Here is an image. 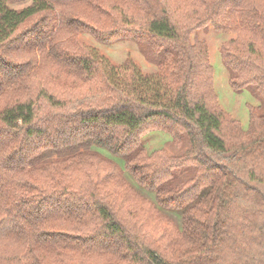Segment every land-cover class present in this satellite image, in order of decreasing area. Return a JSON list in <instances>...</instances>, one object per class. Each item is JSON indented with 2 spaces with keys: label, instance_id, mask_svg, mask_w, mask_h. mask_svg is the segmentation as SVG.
Returning a JSON list of instances; mask_svg holds the SVG:
<instances>
[{
  "label": "trees",
  "instance_id": "1",
  "mask_svg": "<svg viewBox=\"0 0 264 264\" xmlns=\"http://www.w3.org/2000/svg\"><path fill=\"white\" fill-rule=\"evenodd\" d=\"M22 1L0 0V264H264V0ZM207 24L235 32L219 53L259 101L245 129L189 41ZM79 32L132 39L157 69L105 65ZM151 128L188 149L148 153ZM50 150L67 152L34 162Z\"/></svg>",
  "mask_w": 264,
  "mask_h": 264
},
{
  "label": "rangeland",
  "instance_id": "2",
  "mask_svg": "<svg viewBox=\"0 0 264 264\" xmlns=\"http://www.w3.org/2000/svg\"><path fill=\"white\" fill-rule=\"evenodd\" d=\"M26 1L13 3L11 6L20 7L26 4ZM235 36L234 30H217L211 24L199 26L193 29L189 34V41H199L205 45L208 52V62L212 69V88L215 95V103L224 112H227L231 117L238 119L242 128H246L248 125V105H257L259 101L253 92L248 88L244 87L241 91H234L228 82V71L224 67L222 60L220 58L219 48L220 46L231 37ZM77 39L84 45L93 49L100 57H102L105 65H113L115 67L123 64L126 59H131L139 68V70L144 73L154 72L157 66L152 63L139 49L138 44L132 39L122 38L116 39L110 42H100L96 40L92 35L86 32H79L77 34ZM141 143L144 149L151 153L157 148L164 149L168 154H179L185 152L188 149L187 143H182L181 145H174L170 140V136L166 131L151 128L146 130L140 137ZM83 146L74 147L75 149H82ZM89 149H96L93 146ZM71 150V149H70ZM101 154L112 158L121 168V174L124 179L131 184L140 194V196L146 201L150 206H154L153 202L155 200L152 192L145 190L139 186L133 178L124 170L123 160L110 154L104 148L97 149ZM67 152V150L59 151H44L38 157L34 158L35 163H40L43 159L54 158L57 156H62ZM183 167L178 169L177 177H186V170ZM160 212L163 214L164 218L170 223L174 224L177 228L180 225V215L181 211L177 209H161Z\"/></svg>",
  "mask_w": 264,
  "mask_h": 264
}]
</instances>
